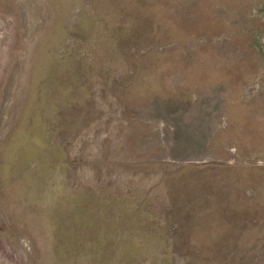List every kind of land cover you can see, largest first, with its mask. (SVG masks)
Here are the masks:
<instances>
[{"label": "rangeland", "instance_id": "1", "mask_svg": "<svg viewBox=\"0 0 264 264\" xmlns=\"http://www.w3.org/2000/svg\"><path fill=\"white\" fill-rule=\"evenodd\" d=\"M0 264H264V0H0Z\"/></svg>", "mask_w": 264, "mask_h": 264}]
</instances>
